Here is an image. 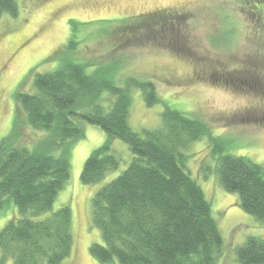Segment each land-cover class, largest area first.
<instances>
[{"label": "rangeland", "instance_id": "rangeland-1", "mask_svg": "<svg viewBox=\"0 0 264 264\" xmlns=\"http://www.w3.org/2000/svg\"><path fill=\"white\" fill-rule=\"evenodd\" d=\"M17 1L19 15L0 19V140L12 130L16 113L22 123L15 93L30 90L35 75L32 69L53 71L77 56L78 62L103 70L130 89L133 105L129 123L136 131L162 127L165 103L207 126L213 137L208 140L203 136L190 144L188 168L203 187L223 234L226 245L218 264H241L236 248L251 236L264 238V224L241 208L236 194L219 184L216 169L222 147L225 151L221 155L232 153L264 165V90L235 81L237 74L246 73L264 84L262 31H255L258 21L241 9L253 12L264 8V3ZM181 15L187 16L182 20ZM141 16L145 18L137 19ZM144 81L155 85L164 104L147 100L137 85ZM21 130L24 143L31 144L39 137L24 124ZM83 131L85 136L72 143L71 178L53 209L68 205L73 212L70 264H101L90 252L93 244L103 243L92 220L93 197L98 188L129 166L133 154L124 141L110 137L96 125L83 122ZM107 142L121 158L119 168L96 185L82 184L80 176L87 158ZM7 216H0V230L11 219Z\"/></svg>", "mask_w": 264, "mask_h": 264}, {"label": "trees", "instance_id": "trees-1", "mask_svg": "<svg viewBox=\"0 0 264 264\" xmlns=\"http://www.w3.org/2000/svg\"><path fill=\"white\" fill-rule=\"evenodd\" d=\"M19 13L17 0H0V19ZM77 60L71 57L44 73L32 69L30 90L15 93L22 123L16 113L10 134L0 140V216L11 218L0 230V264H70L73 212L68 205L53 208L71 178L70 151L85 136L83 122L121 139L133 154L129 166L93 197L92 220L103 243L90 247L92 256L101 264H218L226 245L223 234L188 168L190 144L213 137L207 126L171 110L155 85L144 81L137 85L147 100L167 108L165 124L136 131L129 123L130 89ZM22 124L39 136L35 142H23ZM223 150L216 169L219 184L264 224V165L221 155ZM120 161L110 142L95 149L84 164L82 184L100 183ZM235 251L241 264H264L262 237H249Z\"/></svg>", "mask_w": 264, "mask_h": 264}, {"label": "flooded vegetation", "instance_id": "flooded-vegetation-1", "mask_svg": "<svg viewBox=\"0 0 264 264\" xmlns=\"http://www.w3.org/2000/svg\"><path fill=\"white\" fill-rule=\"evenodd\" d=\"M262 3H264V0H260ZM246 10L245 12H247L248 14H250L251 16H253L254 18H256V20L258 21V24L256 25V32H259L261 37L264 39V8L261 9L258 8L256 11L251 12V10L249 11V8H241ZM224 76V75H222ZM225 77V76H224ZM222 78V77H220ZM223 79V78H222ZM236 83L241 85V86H253V87H259L260 89L263 88L264 90V84L261 83V81H258L255 77H253L252 75L246 74V73H239L236 76L235 79Z\"/></svg>", "mask_w": 264, "mask_h": 264}]
</instances>
